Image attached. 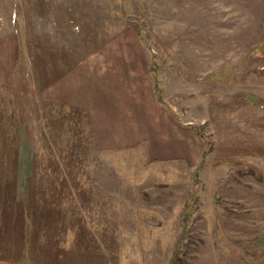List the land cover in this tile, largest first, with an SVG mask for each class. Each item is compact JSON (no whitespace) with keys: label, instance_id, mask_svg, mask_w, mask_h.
<instances>
[{"label":"rangeland","instance_id":"rangeland-1","mask_svg":"<svg viewBox=\"0 0 264 264\" xmlns=\"http://www.w3.org/2000/svg\"><path fill=\"white\" fill-rule=\"evenodd\" d=\"M0 176V264H264V0H0Z\"/></svg>","mask_w":264,"mask_h":264},{"label":"trees","instance_id":"trees-1","mask_svg":"<svg viewBox=\"0 0 264 264\" xmlns=\"http://www.w3.org/2000/svg\"><path fill=\"white\" fill-rule=\"evenodd\" d=\"M3 176H0V220L1 219H3V217H4V214H5V211H4V209H5V202H4V200L1 198V191L8 185V183H9V180H6V179H4V178H2ZM8 181V182H7ZM24 219H23V217L21 218V214H20V216H19V221H18V224H17V226L19 227L18 228V230H19V234H20V236H21V238L23 239V238H27V236H28V227H27V224H26V226H25V224H24ZM25 259V258H24ZM26 260H23V261H21V262H25ZM17 262H18V260H17Z\"/></svg>","mask_w":264,"mask_h":264}]
</instances>
